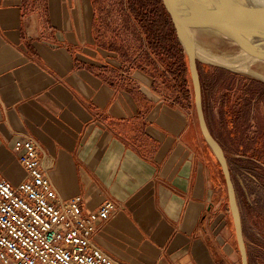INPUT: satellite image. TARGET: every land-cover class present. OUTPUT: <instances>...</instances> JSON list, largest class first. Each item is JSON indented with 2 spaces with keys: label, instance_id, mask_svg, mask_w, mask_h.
<instances>
[{
  "label": "crops",
  "instance_id": "crops-1",
  "mask_svg": "<svg viewBox=\"0 0 264 264\" xmlns=\"http://www.w3.org/2000/svg\"><path fill=\"white\" fill-rule=\"evenodd\" d=\"M94 1L0 0V175L22 180L14 142L32 137L84 215L105 196L120 204L93 237L117 262L234 264L222 216L210 221L216 187L192 114L110 72Z\"/></svg>",
  "mask_w": 264,
  "mask_h": 264
},
{
  "label": "rangeland",
  "instance_id": "rangeland-1",
  "mask_svg": "<svg viewBox=\"0 0 264 264\" xmlns=\"http://www.w3.org/2000/svg\"><path fill=\"white\" fill-rule=\"evenodd\" d=\"M94 4L100 28L99 42L113 51L115 65L119 68L110 72L123 70L130 77L140 76L159 101L192 114L196 137L210 157L211 176L216 187L209 205L214 212L210 221L217 215L222 216L221 233L234 253V264H241L222 171L198 127L187 56L186 95L164 64L169 63V59L163 58V62L152 50L155 46L151 43L155 42L154 21L166 27L167 47L169 50L173 47L172 22L162 0H95ZM195 40L213 56L234 57L223 54L200 38L195 37ZM247 64L248 70L242 72V69H231L210 59H197L204 115L227 159L240 210L248 264H264V79L251 74L256 71L254 74L264 77V64Z\"/></svg>",
  "mask_w": 264,
  "mask_h": 264
},
{
  "label": "built area",
  "instance_id": "built-area-1",
  "mask_svg": "<svg viewBox=\"0 0 264 264\" xmlns=\"http://www.w3.org/2000/svg\"><path fill=\"white\" fill-rule=\"evenodd\" d=\"M14 149L24 177L13 185L0 175V264H121L93 242L120 204L105 196L84 215L81 196L62 198L47 178L40 142L22 137Z\"/></svg>",
  "mask_w": 264,
  "mask_h": 264
},
{
  "label": "water",
  "instance_id": "water-1",
  "mask_svg": "<svg viewBox=\"0 0 264 264\" xmlns=\"http://www.w3.org/2000/svg\"><path fill=\"white\" fill-rule=\"evenodd\" d=\"M188 61L200 133L215 156L224 178L227 201L241 264H248L241 215L224 151L207 125L195 55V35L223 53L230 49L264 64V0H162ZM229 48V49H227ZM216 62V61H215ZM227 66L222 62H217ZM263 80V76L251 73Z\"/></svg>",
  "mask_w": 264,
  "mask_h": 264
},
{
  "label": "trees",
  "instance_id": "trees-1",
  "mask_svg": "<svg viewBox=\"0 0 264 264\" xmlns=\"http://www.w3.org/2000/svg\"><path fill=\"white\" fill-rule=\"evenodd\" d=\"M154 25H155V28H154V32H152V34L155 37V42H151V43L155 44V46L152 50L157 57L161 58V60L163 58L169 59V63H167V64L164 63V64H165L169 74L171 76H173L174 79H176V81L180 84V88L183 89L187 95L188 84H187V80L185 78V75L187 72V67H186V63H185L186 54H185L182 46L178 42L175 30H174L173 26H171V30L173 33L172 34V36H173L172 37L173 47L170 48V50H169V48L167 47V44H166L165 37H164L166 27L163 28V26L161 24L159 25L158 22H155V21H154ZM162 61L164 62V59ZM188 72H189V69H188ZM223 180H224V178H223Z\"/></svg>",
  "mask_w": 264,
  "mask_h": 264
},
{
  "label": "bare ground",
  "instance_id": "bare-ground-1",
  "mask_svg": "<svg viewBox=\"0 0 264 264\" xmlns=\"http://www.w3.org/2000/svg\"><path fill=\"white\" fill-rule=\"evenodd\" d=\"M196 38H199L198 36L195 35ZM197 40V39H196ZM198 41V40H197ZM200 42V41H199ZM231 55H233L234 57H228V58H225V57H216V56H213L211 55L210 53H208L203 47H201L198 42H195V55L198 59V57H202L204 60L206 59H210V60H213V61H216L217 62H222L223 64L231 67V69H242L241 71L242 72H245L243 70H246L248 68V64L247 63H256V60L248 55V54H245V53H242L238 50H235L233 49L232 52H230ZM224 54V53H223ZM216 55V54H214ZM252 68V67H251ZM248 70V69H247ZM261 71V69H260ZM250 72V71H249ZM248 72V73H249ZM256 72V71H255ZM253 72V73H255ZM257 73V72H256ZM259 75V73L257 74ZM262 75V74H261ZM264 79V77H263Z\"/></svg>",
  "mask_w": 264,
  "mask_h": 264
}]
</instances>
